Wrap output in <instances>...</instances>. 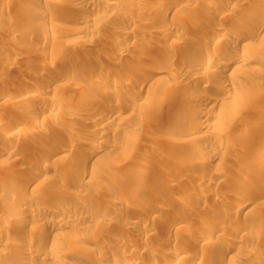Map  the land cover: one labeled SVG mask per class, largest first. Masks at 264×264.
<instances>
[{"label": "rangeland", "instance_id": "obj_1", "mask_svg": "<svg viewBox=\"0 0 264 264\" xmlns=\"http://www.w3.org/2000/svg\"><path fill=\"white\" fill-rule=\"evenodd\" d=\"M191 1L196 2L183 0L179 5H183L184 7L182 8L185 10L186 5L191 9L192 6L194 7L193 4L196 5L197 3L199 5L202 3L200 0ZM224 1L225 0H219L220 3ZM231 1H234V6L228 11L223 12V14L221 12L219 14L216 13L218 14L216 15L208 11L204 16L199 18L191 16V19L193 18L195 21L190 18L189 20L193 21V24L196 23L199 27L197 33L196 31L190 30V23L184 22L180 24L177 22L178 20H176V18L168 20L169 22L166 21L168 23L158 20L160 18H156L155 16L153 18L150 16V18H148V16L147 18L145 16V18L140 16L139 18V15L136 14L137 6H139H136L137 0H122V3L128 5L130 14L127 12L123 14L124 16L122 15L123 17L119 15V21L117 19L118 15L115 16L112 14L115 16V18H113L111 13L107 12V14L103 15L104 11L101 12V18L97 15L98 18L95 19L96 23L98 20L99 22L97 24L95 23L96 25H88L90 27H88L89 30L94 32L93 28L98 29L101 27L102 25H100V23H103L104 20L112 22V19H114L113 22H115V19H117L116 23L112 22V24L110 23V27L106 26L99 28V30H95L97 33L91 32V34L85 32L87 27L85 30L82 29L84 23L80 22V18L83 16L81 12V14H67V10H63L65 5L75 4V0H51L50 2L46 0H0V93H17V91L20 92L21 89L23 90L24 87H29L30 85L45 87L42 88L43 90H38L37 88H33L34 90L32 89V91L30 90L31 92L29 91V95L32 94L34 97L30 95L31 99L26 98V106L18 102L13 104L9 101V104L5 101L3 103L0 101V129L3 128V124L9 125L14 119L12 118L14 116H16L15 118L19 116L20 121L24 122L19 130H16L17 132L15 130L13 131L15 136L11 139L12 144H14V141H17L15 145L18 149V153L12 154L11 156L6 155L8 160L6 156L3 158L7 160H4L6 163H0V216H7L6 220L0 221V264H22V262L23 264H59L60 262L64 264H81L82 262L88 263L89 260L93 262V259H95L93 263H108L114 259L118 260V253L121 252V247L126 240L128 241L124 243V249H127L126 246H128V242L129 244L133 242L132 245L137 244L136 247L139 245V247L142 246L141 249H137L138 253L135 252V250H133V252H128L127 250L126 252L122 248V252L125 254L122 253L123 255H119L123 256L120 257L121 260L125 262L131 261L135 264H166L167 261H172L171 264H173L174 261L169 254L175 252L178 247L182 248L184 253L182 251L178 255V259H175L177 264L179 261V264H190L195 254H201L202 256V261L199 259L200 261L195 264H264V223L258 221L259 218V220L262 218L261 212H264V204L262 202L257 204L256 201H253L245 207L242 214L235 217L227 215V211H225L227 206L235 204L240 198L237 196V193L241 196L249 191L246 194H252L256 199L262 196L259 190H257L259 193L255 191V187L256 185H260L259 183L261 182L257 180V177L264 169V143H262L264 142V75H262L263 78L260 77V74H264V60L261 61L259 57L260 53L264 51V39L261 40L259 38L258 40L257 38L250 37L247 40L249 44L251 43L249 50L245 48L236 49L238 55H243L242 57L245 55L247 58L249 57V59L243 64L237 62L239 68L235 73H231L232 75L224 79L217 78L215 71V68L220 69L223 67V64L216 63L214 65L212 62L205 64L207 63L206 60H201V62L198 61L203 55H205L204 58L206 57L207 49L204 47V42L214 33L215 27L217 28L215 31L219 32L225 30L235 34V27L231 24L233 19H241L242 22L258 23V21H262L264 23V17H262L263 12H261L262 14H256L258 8L261 10L263 7L262 3L260 4V2L257 1V4L254 2L256 5L253 3L251 7H246L248 3L246 4L245 0L243 3H239V0ZM89 3L95 4L94 1H90ZM198 5H196V7H198ZM24 7H26L29 12L26 9L24 10ZM33 7L40 12L37 13V10L36 14L30 12ZM51 8L59 13L60 16L51 19L45 18L43 13L47 12V9L51 10ZM189 8L188 10L190 11ZM184 10L181 12H188L187 8L185 12ZM192 10L193 9H191V11ZM216 10H218V8ZM239 10H241V12H239ZM104 13H106V11ZM65 15H67V18ZM109 15L112 17L110 18ZM106 17H108V19H106ZM8 20L11 24L8 23ZM129 22L132 23L130 24ZM122 24L124 27H122ZM169 24L179 26L185 37L163 38L159 32H163L165 30L164 28L168 27ZM92 26L94 27L92 28ZM125 26L128 27V32L130 34L125 33L126 35H124L120 33ZM130 28H132V30H130ZM46 31L47 33L50 32V35L53 34L52 36L55 38V41L57 40V42H54L56 45L55 48L54 45H52L54 44L52 41H48V43L39 38V34ZM157 33L161 35L160 38H158L159 35ZM97 37L101 38L99 39ZM116 37L122 38L125 42L129 41L128 43L144 40L145 44H147V42L150 44H147L148 47L144 44L146 47L144 52H142V50L140 52L139 49H136L138 51L134 50L132 53L128 52L119 57L114 47L111 46V44L108 47L106 43L108 41L107 39L111 40V38ZM9 38H12L15 46ZM72 39L76 40L73 41ZM7 40H10L11 44ZM172 40L174 41L171 42ZM103 42L106 43V46ZM220 43H222L221 40L220 42L217 41L214 43V49L212 48L213 52H208L209 56L207 55V57H210L211 54L214 55L211 57H215L216 54L220 56L219 58H221L223 54L227 55V52H224L225 48H223V45ZM185 45L190 46L189 51H186V49L185 51H181V48L185 47ZM30 55H36L34 56L36 59L40 58L39 62H36L38 67L34 62L30 65L25 64L26 57ZM224 55L223 57H225ZM87 56H89L88 59ZM8 58H16V60L14 59L11 61V59L10 61L13 63H10ZM85 58L87 61L84 60ZM49 59H51V61H49ZM140 59L142 60L141 63L138 62ZM194 59L204 68H201L202 72L199 71L200 69L198 70L199 72L197 71L199 75L197 72L195 75L202 76L203 78L206 77L204 81L206 80L207 82L199 83L193 79L192 76L188 77V75L182 77L183 79L173 75L172 70L176 69L178 65L181 64L185 66L186 63H191ZM196 62L194 61L193 63ZM152 63L155 64V68L150 66ZM50 65L51 68H47L50 67ZM205 65L209 68L206 69ZM204 71L206 73H204ZM144 74L157 93H161L162 91L164 95L167 96L163 99L165 101L162 100L163 103H157L155 107L150 109L148 116H141L142 113H139L141 111H137V104L133 105L134 107L131 106L133 108L128 106L126 108L127 110L125 108L117 110L118 113L113 115L112 118H109L112 121H107V124L103 121L99 122V124L101 123L103 125H101L102 127L106 126L107 128V130H105L107 133L101 136H99V134L78 133V128L81 126L84 119L81 116H74L71 114L72 108L75 106L72 100H74V102L77 100L75 103L82 102V94L85 90L92 89L96 94L98 93V95L103 96L104 91L102 88L105 91L110 89L112 92L110 95L111 97L105 98V101L112 106L116 102V98L120 96H129L133 98L132 89H134L135 83L138 82V78ZM257 74H259V76ZM220 81H225L227 84H232L235 87H242L245 90H253L256 99L255 108L246 107L244 109L243 107L241 109L239 108L238 112L233 113V115H223L225 104H221L214 107V110L209 116L211 122L214 121L213 124L211 123L212 125L202 126L203 128L196 130L188 127L189 130L187 132H177V130H174V126L180 125V123L181 125H188V123L194 119L202 118V115L199 113L197 114L195 112L196 114H193V109L196 107V109H198V102L192 104L193 109L191 112V110L183 108L184 106L181 98L190 94L197 96V93L199 94L200 92L215 97L217 93H211L209 87ZM175 84L179 85L176 89L172 86ZM56 85H62V87H60L61 89L54 90L53 88ZM234 93L235 92L232 91L228 98L230 102V99H233L231 97H234ZM78 99L80 101H78ZM50 102L53 104L55 102V105L59 108L61 106V108L57 109L58 111L55 109L45 111V118L39 117V122L41 121L40 124L38 122V124H36L37 126L35 125L34 127L28 128V121L38 115H36L35 111L38 110L39 106L42 104L48 106L51 104ZM209 102L212 103L211 101ZM140 103L141 106H143L144 100ZM160 104L162 105L160 106ZM252 111L257 112L261 124L257 130L251 132L247 130V136L242 137L240 136L241 134H239V129L247 128V124L250 123L249 121L252 119ZM19 112L23 114V117L19 114L15 115ZM63 112L65 116H63ZM72 117L74 118L73 120ZM150 125L153 126L154 130ZM31 128H35L36 130L34 129L33 131L32 129V132L29 130ZM42 129L43 131H41ZM104 129L105 128H101V130H103L102 132H105ZM29 132H31V134ZM72 132H74V134ZM75 133L77 135H75ZM28 135L34 136L35 138H29ZM93 139L95 141H100V150L104 156L102 159L103 162H101L102 166L105 164H109L110 166L114 165L110 174L109 172H102L101 169H99L100 166L93 167L92 169L86 167L85 171L81 170L83 167L81 168L82 164L80 163L82 161V152L86 149V141L88 142ZM134 139L141 141H147L148 139L152 145H149L150 148L147 147L148 149L146 148V151L137 152L140 150L134 149L135 147L132 145ZM70 140L75 143V155L72 152L69 155L66 152H58L54 155H50L48 156V162L45 163L46 165L48 164V167L42 163L46 169L43 168L42 164L38 169L43 171V173L47 175V179H49L47 181H42L39 185L40 188L42 187L41 189L46 190L42 193L44 196H42V194H37V190L36 192L34 190H27L24 196L19 195L17 192L21 189L20 184L24 178L25 169L30 162L29 156L35 153L41 154L44 153V151L47 152L48 149L55 145L61 144L62 146L64 143L66 145ZM247 140H259L256 142L259 143L261 141L262 144L259 143L258 146L245 152L242 151V148L244 146V141ZM260 144L262 146H260ZM188 149L193 150L191 155L190 153H185ZM21 151H23V153ZM142 154H149L148 157L150 158H148L149 160L145 165L138 166L140 164L137 163V161ZM67 163H70L72 167L68 171H65V167L68 165ZM118 171L125 172L124 180L123 178L119 180L116 179ZM218 172L226 173L225 175L227 176L221 178L223 182L217 178ZM133 174L135 175L133 176ZM160 174V178L148 180L145 183L143 182L145 176L157 177ZM6 175L8 176L6 177ZM196 177L198 178L195 180ZM234 179L238 180L239 183L232 189L228 185H230ZM46 182L48 184H46ZM57 184L62 185L60 186L61 188L57 186ZM40 188L38 190H40ZM91 191H93L92 194H90ZM253 191H255V193ZM72 192H76L75 199L73 198L75 194ZM77 196L80 197H78V200H76ZM31 198H35L39 204L49 210H54L57 204L73 208L71 211L73 212L72 216L78 217L79 220L76 224H82L83 222V224L86 225L85 223H88V214L97 212L99 215H103L107 221L109 220V223H111L109 225L110 227L106 228L92 224L88 231L83 233L81 232L82 228H80L83 224H80L79 228L78 225L75 226L76 224H73V226L66 225V227H63L64 225L59 226L56 230L58 232L56 235L58 239L62 241L64 236H66L65 239H72V241L75 238L74 241L76 243L74 241H69V243H71L68 246L69 243L62 241L64 243L62 244L69 248L67 247L58 255L56 254L58 252L57 248L55 249L50 244L51 240L48 239L44 243L39 241L42 227L45 224H52L53 217H50L47 213L42 211L36 212L29 205L28 207L24 206L26 208L23 209L21 204L23 199L24 202H28V199ZM114 198H119L121 201H124L122 202V207H119V209L108 206V202L111 201L110 199ZM81 199L89 200L94 203L91 209H89L90 211L80 207L79 201H81ZM188 200L190 201L188 205L192 208L185 205ZM194 202L196 206H193L192 203ZM176 205L178 206L176 207ZM19 206H22L23 210L21 208L19 210ZM152 206H157L159 209L161 207V209L159 210L157 208L153 211L150 216L151 219L148 218L149 220L147 219V222L145 221L146 224L143 223L144 221H139L138 217L134 215L131 216L129 213L130 208H128L135 207L134 209L143 211ZM170 207L171 209L174 208L178 210L174 211L172 209L173 212L171 213ZM190 208L191 210H189ZM145 210L143 212H145ZM176 211H179V214ZM10 214H12V216ZM256 215L259 216V218H257ZM170 217L173 218L171 219ZM220 219L222 220L219 221ZM172 220L173 222H171ZM207 221L212 223V225L220 222L219 224L221 226L219 224L216 225V227L220 228L218 229V231H220L219 233L209 234L206 237L207 239H202L203 237L202 235L200 236L199 233V227L202 225L199 224L206 223ZM165 222L169 223L166 224ZM93 225L94 227H92ZM146 226V231L149 227L153 228L147 231L151 233H145L143 229L146 228ZM237 227H239V229ZM166 228L171 230L169 231L168 229V233H165V235L161 232ZM154 229L156 230L155 232ZM142 232H144L145 235ZM246 232L248 237H251L250 240L245 238V236H241ZM216 234H223L224 236L216 238ZM199 237L202 238L200 239ZM197 238H199L200 241H198ZM30 239H32L34 243L28 246ZM39 246L42 247L40 248ZM107 247H111L112 249ZM144 247L146 251H143L145 250ZM222 247H229V253L221 252L223 249ZM250 248L253 249L251 250ZM95 249L97 251H95ZM91 250H94V252ZM118 250L120 252H118ZM256 251L258 253H256ZM26 252H30L34 255L31 256L32 258L27 262L23 261V257H21ZM163 252H167L165 253L166 255ZM116 253L117 257L115 255ZM51 254H53V256ZM46 256L48 258H46ZM162 256H166L164 257L167 258L165 259L166 261L163 260L164 258L162 259ZM237 257L239 258L238 260ZM133 259L135 261H133ZM20 260L22 261L20 262ZM236 260L238 262L241 260V262L238 263ZM192 264H194V262H192Z\"/></svg>", "mask_w": 264, "mask_h": 264}, {"label": "bare ground", "instance_id": "obj_2", "mask_svg": "<svg viewBox=\"0 0 264 264\" xmlns=\"http://www.w3.org/2000/svg\"><path fill=\"white\" fill-rule=\"evenodd\" d=\"M46 1H48V2H50L51 0H46ZM90 1H94L95 2V4L93 3H89ZM189 2H194V1H191V0H188ZM257 1H259L260 2V4L262 3L263 4V9L261 8V10H259V8H258V11H257V9H256V14H262L261 12H263V16L262 17H264V0H245V2H246V4L248 3V5L246 6V7H251L252 6V4L254 3V2H256V4L258 3ZM181 2H183V0H137V3H136V6L137 5H139V6H137L138 8L136 9L137 11H136V14H138L139 16V18H140V16H145L146 18H147V16H148V18H150V17H156V18H160V19H158V20H161V21H163L164 23H168L169 21L168 20H171V19H175L176 18V20H178L177 22L178 23H180V24H182V23H190V30L191 31H196L197 33H198V31H199V27H198V25H196V23L195 24H193V21H195V19L193 20V18L191 19V16L192 17H197V18H199V17H201V16H204L205 15V13L206 12H211V13H221L222 12V14H223V12H226V11H228L230 8H232L233 6H234V1H231V0H225L223 3H220L219 2V0H200V2H202L201 4H197L196 3V5H198V7H196V5L195 4H193L194 5V7L192 8L191 7V9H193L192 11H191V9L189 8V7H187V5L185 6L186 8H187V11L188 12H185V10H186V8H185V10H184V8H182V7H184L183 5L182 6H180L179 4L181 3ZM188 2V3H189ZM196 2V1H195ZM194 2V3H195ZM198 2V1H197ZM239 3H243L244 2V0H239L238 1ZM62 3V2H61ZM89 3V4H88ZM255 4V3H254ZM255 4V5H256ZM188 8L190 9V11L188 10ZM218 8V10H216ZM24 10L26 9L27 10V8L26 7H24L23 8ZM22 9V10H23ZM67 10V12H64V13H67V14H69V13H71V14H78V13H82L83 14V16L80 18L81 20H80V22H82V23H84V26H83V30H85L86 29V27H87V30L85 31V32H87V33H97V32H95V30L97 31V30H99V28H103V27H106V26H109L110 27V23L112 24V22L114 21V19H112V22L110 21V22H108V20L107 21H105L104 20V22L103 23H100V25H102L101 27H99L98 29L97 28H93L94 26H92V28L94 29V32L92 31V30H89L88 29V25H90V24H95L96 22H95V19L96 18H98V17H100L101 18V12H105L106 11V13H104L103 12V15L104 14H107V12L108 13H111V15L112 14H114L115 16H117L118 15V17H117V19L120 21V16L119 15H121V17H123L124 15L123 14H125V13H127V12H129V7H128V5L127 4H125V3H122V0H121V2H120V0H107V1H105V0H75V4H73V5H65V7L63 8V10ZM131 9V8H130ZM21 10V11H22ZM23 10V11H24ZM37 10V9H36ZM36 10H35V8L33 7V9L31 8V10H30V12H34L35 14H36ZM132 10V9H131ZM135 10V9H134ZM182 10H184V12L185 13H183V12H181ZM243 10V9H242ZM28 12H29V10H27ZM40 12V11H39ZM38 12V10H37V13H39ZM239 12H241V10H239ZM243 12H244V10H243ZM62 13V12H61ZM63 13V14H64ZM80 13V14H81ZM100 13V14H99ZM179 13H182V14H179ZM62 14V15H63ZM129 14H130V12H129ZM215 14H214V18H215ZM218 14H216V15H218ZM255 14V15H256ZM97 15H98V17H97ZM100 15V16H99ZM114 15H112L113 16V18H115V16ZM123 15V16H122ZM190 15V16H189ZM213 15V14H212ZM43 16L45 17V18H55V17H59L60 15H59V13H57L56 11H54V10H52V8H51V10L50 9H47V12H44L43 13ZM67 15H65V17H66ZM69 16V15H68ZM111 16V17H112ZM131 16V15H130ZM133 16V15H132ZM150 16V17H149ZM259 16V15H258ZM62 17H64V16H62ZM61 17V18H62ZM64 17V18H65ZM102 17H105V16H102ZM109 17H110V15H109ZM110 17V18H111ZM127 17V16H126ZM134 17H136V16H134ZM144 17V18H145ZM222 17V16H221ZM225 17V16H224ZM259 17H261V16H259ZM67 18V17H66ZM170 18V19H169ZM189 18L191 19V20H193V21H191V20H189ZM106 19H108V17H106ZM117 19H115V22H113V23H116V20ZM123 19V18H122ZM142 19V18H141ZM218 19V18H217ZM223 19V18H222ZM261 19V18H260ZM264 19V18H263ZM224 20H225V18H224ZM223 20V21H224ZM125 21V20H124ZM166 21H168V22H166ZM227 21V20H226ZM98 22H99V20H98ZM97 22V23H98ZM118 22V21H117ZM8 23H10V21L8 20ZM96 23V24H97ZM119 23V22H118ZM123 23V22H122ZM126 23V22H125ZM130 23V22H129ZM132 23V22H131ZM130 23V24H131ZM163 23V24H164ZM11 24V23H10ZM95 24V25H96ZM124 24V23H123ZM123 24H122V27H124L123 26ZM231 24L233 25V27H235V34L234 33H229V32H227V31H225V30H222V31H215L217 28L215 27V29H214V33L211 35V36H209V38L207 39V37H206V41L204 42V47H205V49H207L206 51V54L208 55V52H210L211 53V51L213 52V46H214V43H216L217 41H219L220 42V40H221V42L222 43H220L221 45H223V48H225L224 49V52H227V55H224L225 57H223V55H222V57L221 58H219L220 56L219 55H216L215 54V57H211L213 54H211L210 55V57H207V55H206V57L204 58V56L205 55H203V57H200L201 59L200 60H198L199 62H201V60H206L207 61V63H205V64H208V62H212V63H214V65L217 63H220V64H223V67H221L220 69L218 68H215L216 70V76H217V78H220V79H224V78H226V77H229L230 75H232L231 73H235V71L239 68V64L237 63V62H239V63H241V64H243L245 61H247L248 59H249V57L247 58L245 55H244V57H242L241 55H238L237 53H236V49H238V48H245L246 50H249L250 48V46H251V43L249 44L248 42H247V40L251 37H254V38H257L258 40H259V38L262 40V39H264V23L262 22V21H258V23H254V22H242L241 21V19L239 20V19H233L232 21H231ZM9 25V24H8ZM128 26V25H127ZM217 26V25H216ZM214 27V26H213ZM90 28V27H89ZM165 30L163 31V32H159L161 35H162V37L163 38H170V37H178V38H184L185 37V35L183 34V31H182V29H180V27L179 26H177V25H168V27H166V28H164ZM219 29V28H218ZM122 30V29H121ZM120 30V31H121ZM130 30H132V28H130ZM88 31H90V32H88ZM129 30H128V27H126L125 26V28H123V30H122V32H120V33H123L124 35H126V34H128L129 32H128ZM159 31V30H158ZM162 31V30H161ZM218 32V33H217ZM50 33V32H49ZM49 33H47V31L46 32H42V33H40L39 34V38L41 39V40H43L44 42H48V41H52L53 43L54 42H57V40L55 41V38L52 36V35H50ZM91 33V34H92ZM126 33V34H125ZM195 33V32H194ZM122 34V35H123ZM130 34V33H129ZM158 34V33H157ZM159 35V34H158ZM157 35V36H158ZM161 35H159L158 36V38H160L161 37ZM12 36H14V35H12ZM11 36V37H12ZM165 36V37H164ZM207 36V35H206ZM92 37V36H91ZM15 38V37H14ZM54 38V39H53ZM72 38V37H71ZM70 38V39H71ZM97 38H99V37H97ZM101 38V37H100ZM99 38V39H100ZM124 38V37H123ZM10 40H11V42L13 43V41H12V38H9ZM176 39V38H175ZM10 40H7L9 43H10ZM54 40V41H53ZM69 40V39H68ZM73 41H75L74 39H72ZM71 40V41H72ZM102 40V39H101ZM108 41L106 42L107 44H108V47H109V45L111 44V46H113L114 47V49L116 50V54L119 56V57H121V56H123L124 54H126V53H128V52H130V53H132V52H134V50L135 51H138V50H136V49H139L140 50V52H141V50H142V52H144V49L146 48L145 46H144V44H145V42H144V40L142 41V40H140V42H131V43H128V42H125L122 38H118V37H116V38H111V40H109V39H107ZM78 41V40H77ZM91 41H92V39H91ZM104 41H105V39H104ZM142 41V42H141ZM146 41V40H145ZM174 40H172L171 42H173ZM15 42V41H14ZM147 42V41H146ZM49 43V42H48ZM104 43V42H103ZM106 43H104V45L106 44ZM264 43V42H263ZM11 44V43H10ZM147 44H150V43H148L147 42ZM147 44H145V45H147ZM190 44V43H189ZM13 45L15 46V43H13ZM52 45H54V48H55V43L54 44H52ZM77 45V44H76ZM103 45V46H104ZM51 46V45H50ZM106 46V45H105ZM169 46V45H168ZM170 46H172V45H170ZM147 47H148V45H147ZM189 45H185V47H180L181 48V51L182 50H184L185 51V49H186V51L188 50L189 51ZM71 48H74V47H71ZM70 48V49H71ZM152 48H153V46H152ZM151 48V49H152ZM176 48H178V47H176ZM179 48V49H180ZM188 48V49H187ZM213 48V49H212ZM222 48V49H223ZM146 50V49H145ZM178 50V49H177ZM226 50V51H225ZM111 51H113V50H111ZM152 51V50H151ZM150 51V52H151ZM114 52V51H113ZM129 53V54H130ZM147 53V52H146ZM153 53V52H152ZM183 53V52H182ZM209 53V54H210ZM214 53H216V52H214ZM148 54V53H147ZM154 54V53H153ZM71 55V54H70ZM69 55V56H70ZM75 55V54H74ZM9 56V55H8ZM34 56H36V55H34ZM34 56H32V55H30V56H28V57H26L27 59H26V61H25V64H27V65H30L31 63H35V65H37V63L36 62H39V59H36ZM38 56V55H37ZM84 56H86V55H84ZM113 56V55H112ZM139 56H141V55H139ZM138 56V57H139ZM190 56V55H189ZM192 56V55H191ZM209 56V55H208ZM214 56V55H213ZM81 57H82V55H81ZM88 57L89 56H87V59H88ZM260 59H261V61L262 60H264V51L263 52H261L260 53ZM77 58V57H76ZM94 58H96V57H94ZM191 58V57H190ZM223 58V59H222ZM9 59V58H8ZM7 59V60H8ZM12 59V60H11ZM16 60V58H10L8 61H13V60ZM81 59V58H80ZM135 59H137V58H135ZM192 59H193V57H192ZM259 59V60H260ZM85 61H87L86 60V58L84 59ZM90 60V59H89ZM120 60H121V58H120ZM185 60V59H184ZM189 60V59H188ZM191 60V59H190ZM10 61V63H13V62H11ZM41 61V60H40ZM49 61H51V59H49ZM83 61V60H82ZM103 61V60H102ZM109 61V60H108ZM119 61V60H118ZM141 59L140 60H138V62H140L141 63ZM193 61V60H192ZM194 61L196 62L197 60L196 59H194ZM193 61V62H194ZM196 62V63H193V62H191V63H186V65L185 66H183V65H178V67L176 68V69H174V70H172V72H173V75L174 76H177L178 78H182V77H186L187 75H188V77L189 76H192L193 77V79H195L197 82H199V83H203V82H205L204 81V79L206 78H203L202 76H198L199 74H198V72L199 71H201L202 72V70H201V64H198L199 62ZM76 62H77V60H76ZM135 62V61H134ZM186 62V61H185ZM47 63V62H46ZM50 63V62H49ZM82 63V62H81ZM88 63V62H87ZM178 63V62H177ZM39 64V63H38ZM136 64V63H135ZM203 64V63H202ZM209 64H211V63H209ZM47 65H49V64H47ZM150 66L153 68H155V64H150ZM208 66V65H207ZM37 67H38V65H37ZM205 67H206V65H205ZM47 68H51V65H50V67H47ZM207 68H209V67H206V69ZM200 69V70H199ZM202 69H204V68H202ZM44 70V69H43ZM199 70V71H198ZM257 70V69H256ZM198 71V72H197ZM215 71H214V73H215ZM258 71V70H257ZM196 72H197V76L195 75L196 74ZM210 72H212V71H210ZM209 72V73H210ZM259 72V71H258ZM42 73V72H41ZM204 73H206L205 71H204ZM260 73V72H259ZM45 74H46V72H45ZM210 74H212V73H210ZM145 75V74H144ZM141 75V77H139L138 78V82L137 83H135V86H134V89H132L133 90V98H130L129 96L127 97V96H120V97H118V98H116L117 100H116V102L111 106V105H109L106 101H105V98L107 99V98H109V97H111L110 95H111V91H110V89L108 90H104L103 88H102V90L104 91V95L103 96H101V95H98V93L96 94L95 93V91H93L91 88V90H85L84 92H83V94H82V99H81V101L82 102H77V103H75L77 100H75V102H74V100H72L73 101V103L75 104V106L72 108V113L71 114H73L74 116H81L83 119H84V121L82 122V124H81V126L78 128V133L80 132V133H91V134H99V136H101L102 134H104V133H107L105 130H107V128H106V126L105 127H102L103 125L100 123L99 124V122H101V121H103L105 124H107V121H112V120H110L109 118H112L113 117V115H115V114H117L118 113V111L117 110H119V109H126L128 106H130V108H133L134 106L133 105H135V104H137V111H141V112H139L140 114L142 113V115L141 116H148V114H149V112H150V109H152L153 107H155L156 105H157V103L159 104V103H163L162 102V100L164 99V97H167V96H165L164 95V92H162L161 91V93H157L155 90H154V88L152 87V85H151V83H150V81L147 79V76L145 75ZM258 76H259V74H257ZM256 75V76H257ZM261 76L260 77H262L263 78V76L262 75H264V74H260ZM40 76V75H39ZM204 76H205V74H204ZM183 79V78H182ZM219 79V80H220ZM207 82V81H206ZM177 83V82H176ZM28 84V83H27ZM49 84V83H48ZM59 84H61V83H59ZM132 84V83H131ZM134 84V83H133ZM29 85V84H28ZM27 86V85H26ZM41 86V85H40ZM172 86H174L175 87V89L179 86V85H172ZM187 86V85H186ZM186 86H185V88H186ZM190 86V85H189ZM205 86V85H204ZM207 86V85H206ZM47 87V86H46ZM60 87H62V85H56L53 89L55 90H57V89H61ZM136 87V88H135ZM181 87V86H180ZM33 88H37L38 90H40V89H42V88H45V87H37V86H29V87H24V89L22 90L21 89V91L20 92H18L17 91V93H0V101L3 103L4 101L6 102V103H9V101H10V103H21V104H24L25 106L27 105L26 103H27V99L28 98H30V95L32 96V97H34L32 94H30L29 95V91L31 90L32 91V89ZM182 88V87H181ZM187 88H189V87H187ZM100 89V88H99ZM191 89V88H190ZM209 89H210V91H211V93H214V94H216L217 93V95L215 96V97H211V96H209L208 94H206V93H203V92H200L199 94L197 93V96L195 95H192V94H190V95H188V96H186V97H183V98H181V101H182V103H183V108H187V109H189V110H191V112H192V104H194L195 102H198L199 103V105H198V109H196V108H194V109H196V110H194L193 109V114L196 112L197 114L199 113V114H201L202 116V118H197V119H194L193 121H191V122H189L188 123V125H184V124H182L181 125V123H180V125L178 124V125H176V126H174V130H177V132L179 131V132H187L189 129H188V127H190L191 129H193V130H196V129H199V128H203L202 126H206V125H209V124H213L214 123V121L213 122H211V120H210V114L212 113V111L214 110V107H217L218 105H221V104H225V109H224V111H223V115H227V114H231V115H233V113H235V112H238V109L240 108H243L244 107V109L246 108V107H248V108H255V104H256V99H255V92L253 91V90H249V89H243L242 87H239V86H237V87H235L234 85H230V84H227L225 81L224 82H217L216 84H214V85H211L210 87H209ZM34 90V89H33ZM43 90V89H42ZM46 90V89H45ZM30 91V92H31ZM82 91V90H81ZM164 91V90H163ZM235 92L234 93V97H231V98H233V99H230L231 100V102L229 101V97H230V95H231V92ZM41 92V91H40ZM56 92V91H55ZM34 93V92H33ZM101 93V92H100ZM102 94V93H101ZM80 95V94H79ZM78 96V95H77ZM99 96H101V97H99ZM36 97V96H35ZM27 98V99H26ZM38 98V97H37ZM74 98V97H73ZM31 99V98H30ZM39 99V98H38ZM37 99V100H38ZM70 99V98H69ZM166 99V98H165ZM3 100V101H2ZM142 100H144V104H143V106H141V103L140 102H142ZM179 100V99H178ZM29 101V100H28ZM78 101H80L79 99H78ZM109 101V100H108ZM163 101H165V100H163ZM180 101V100H179ZM209 101H211L212 103H210ZM9 103V104H10ZM48 103V102H47ZM51 104H49L48 106H46V104H42L41 106H39V108H38V110L37 111H35V113H36V115L37 116H34L33 118H31V119H29L30 121H28V128H30V127H34L36 124H38V122H39V117L41 118V117H44V112L45 111H47V110H57V109H60L61 108V106H60V108L57 106V105H55V102H54V104L52 103V102H50ZM57 103V102H56ZM177 103V102H176ZM65 105H67V104H65ZM71 105V104H70ZM162 104H160V106H161ZM181 105V104H180ZM29 106V105H28ZM67 106H69V105H67ZM131 106H133V107H131ZM71 107V106H70ZM29 108V107H28ZM129 109V108H128ZM135 109V108H134ZM127 110V109H126ZM132 110V109H131ZM155 110H156V108H155ZM17 111V110H16ZM58 111V110H57ZM60 111V110H59ZM66 111H67V109H66ZM65 111V112H66ZM68 112V111H67ZM190 112V113H191ZM59 113V112H58ZM57 113V114H58ZM64 113V112H63ZM195 113V114H196ZM14 114V113H13ZM20 115V116H22L23 114H21V112H19V113H16L15 115ZM26 114V113H25ZM34 114V113H33ZM12 115V114H11ZM12 116H14V115H12ZM63 116H65V113H64V115ZM16 116H14V117H12V118H14L12 121H11V123H9V125H4L3 124V128L2 129H0V163L2 162H4V160L5 159H3L6 155L7 156H11L12 154H17L18 153V149H17V147H16V145H15V143L17 142H15L14 141V144H12L11 143V139H12V137L13 136H15V134H14V130L16 131V130H19V128H20V126L22 125V123H24V122H21L20 121V117L19 116H17L18 118H15ZM23 117V116H22ZM80 117V118H81ZM251 117H252V119L249 121L250 123H248L247 124V128L246 129H239V134H241L240 136H242V137H246L247 135V133L248 132H251V131H253V130H257V128L259 127V125L261 124V121H259V119H258V114H257V112H255V111H252L251 112ZM26 118V117H25ZM45 118V117H44ZM67 118V117H66ZM17 119H19V120H17ZM23 119V118H22ZM21 119V120H22ZM74 118L72 117V120H73ZM10 120V119H9ZM45 120V119H44ZM4 121V120H3ZM24 121V120H23ZM8 122H10V121H8ZM41 122V121H40ZM40 122H39V124H40ZM43 122V121H42ZM102 122V123H103ZM4 123V122H3ZM7 124V123H6ZM211 124V125H212ZM102 125V126H101ZM37 126V125H36ZM105 128L104 129V131L105 132H102L103 130H101V128ZM152 125H150V127H151ZM24 127V126H23ZM46 127V126H45ZM173 127V126H172ZM36 128V127H35ZM34 128V129H35ZM43 128V127H42ZM129 128V127H128ZM32 129L33 128H31V129H29L30 131H32ZM34 129H33V131H34ZM127 129V128H126ZM152 129L154 130V128H153V126H152ZM26 130V129H25ZM28 130V131H29ZM36 130V129H35ZM124 130H125V128H124ZM247 130H248V132H247ZM250 130V131H249ZM22 131H23V129H22ZM27 131V130H26ZM32 131V132H33ZM41 131H43V129L41 130ZM126 131V130H125ZM10 132V133H9ZM17 132V131H16ZM15 132V133H16ZM36 132V131H35ZM23 133V132H22ZM21 133V134H22ZM30 134H31V132H29ZM43 133V132H42ZM73 134H74V132H72ZM17 134V133H16ZM26 134V133H25ZM24 134V135H25ZM33 134H35V133H33ZM263 134H264V132H263ZM75 135H77L76 133H75ZM29 136V135H28ZM96 137H97V135H96ZM151 137V136H150ZM149 137V138H150ZM14 138V137H13ZM29 138H35L34 136L32 137L31 135L29 136ZM147 138V137H146ZM152 138V137H151ZM155 138H156V136H155ZM141 139V138H140ZM16 140V139H15ZM31 140V139H30ZM29 140V141H30ZM97 140V139H96ZM143 140V139H142ZM51 141V140H50ZM98 141V140H97ZM95 141L94 139L93 140H91V141H86V144H85V146H86V149L82 152L83 153V155H82V161H81V163L80 164H82V166H81V170H83V171H85L86 170V167H89L88 169H92L93 167H96V166H100V168L99 169H101V171L103 172V171H105V172H109V174H110V171H111V169L113 168V166L111 165H109V164H105V165H103L102 166V164H101V162H103L102 161V159H103V154H102V152H101V148H100V146H101V144L99 143L100 141ZM256 141H259V140H255V141H252V140H247V141H244V146H243V150L242 151H245V152H248V150L249 149H251V148H253V147H255V146H258L259 145V143H261V141L258 143V142H256ZM262 141H263V139H262ZM33 142V141H32ZM28 143V142H27ZM132 145L135 147L134 149H138V150H140V151H137V152H141V151H144L147 147L148 148H150V146L149 145H152L151 143H150V141L147 139V141H141V140H138V139H134L133 141H132ZM262 143H264V142H262ZM261 143V144H262ZM100 144V145H99ZM260 144V146H262ZM29 145H31V144H29ZM259 146V147H260ZM42 147V146H41ZM147 148V149H148ZM151 148H152V146H151ZM39 149V148H38ZM45 149V148H44ZM20 150V149H19ZM74 150H75V143L72 141V140H70V141H68V143L65 145V143L61 146V144H59V145H55L54 147H51L50 149H48L47 150V152H45L44 151V153H35V154H33V155H30L29 156V158H30V162H29V165H28V167H26V169H25V175H24V178H23V180H22V182H21V184H20V190H18V194L19 195H23L24 196V194H25V191H27V190H34L35 192H36V190L38 191L37 192V194H42L43 192H44V190L43 189H41L40 187H39V185L42 183V181H47V180H49V179H47V175H45V173H43V171H40V170H38L39 169V167L41 166V164L42 163H47L48 162V156H50V155H54V154H56V153H61V152H66V153H68V155L72 152V153H74V155H75V153L76 152H74ZM33 151V150H32ZM43 151V150H42ZM146 151V150H145ZM204 151V150H203ZM22 153H23V151H21ZM192 152H193V150L192 149H188V151H186L185 153H190V155L192 154ZM205 152V151H204ZM203 152V153H204ZM81 153V154H82ZM146 153V152H145ZM204 154H206V153H204ZM149 155V154H148ZM148 155L147 154H142V156L140 157V158H138V161H137V163H139L140 165H138V166H141V165H145V163L149 160L148 158H150V157H148ZM201 155H203V154H201ZM6 156V158H7V160H8V157ZM25 156V155H24ZM189 156V155H188ZM7 160H5V161H7ZM4 163H6V162H4ZM8 163V162H7ZM34 164V165H33ZM68 164V163H67ZM148 164V163H147ZM1 166H2V164H1ZM42 166H43V168H45L44 167V165L42 164ZM45 166L46 167H48V164L46 165L45 164ZM120 166V165H119ZM71 167H72V165H70V163L68 164V165H66V167H65V171L67 170H69V169H71ZM46 169V168H45ZM43 170V169H42ZM64 170V169H63ZM118 170V169H117ZM99 171V170H98ZM97 171V172H98ZM124 171V170H123ZM123 171H118L117 172V174H116V179L117 180H119V179H121V178H123V180H124V174H125V172H123ZM135 172H137V171H135ZM99 173H100V171H99ZM219 173V172H218ZM67 174V173H66ZM104 174V173H103ZM127 174V173H126ZM226 174V173H225ZM224 173H222V172H220L219 174H218V177L217 178H219L220 180H221V178L222 177H224V176H227V175H225ZM4 175V174H3ZM14 175V174H13ZM13 175H12V177H13ZM106 175V174H105ZM135 174H133V176H134ZM137 175V174H136ZM202 175V174H201ZM8 175H6V177H7ZM11 176V175H10ZM142 176V175H141ZM160 176H161V174L160 175H158L157 177H152V176H149V177H146L145 176V179H143V182L145 183V182H147L148 180H154V179H156V178H160ZM207 176V175H206ZM5 177V178H6ZM50 177V176H49ZM203 177H205V176H203ZM211 177V176H210ZM216 177V176H215ZM198 177H196L195 178V180L197 179ZM202 178V177H201ZM13 179V178H12ZM200 179V178H199ZM203 179V178H202ZM116 180V181H117ZM257 180H259V182H261V183H259L260 185H256V192L257 193H259L257 190H259L260 191V193H261V195L262 196H259V199H256V198H254V196H252V194H251V192H250V194L251 195H249V194H246L247 192H249V191H247L246 193H244V194H242L241 196L240 195H238L239 193H237V196L238 197H240L236 202H235V204H228L229 206H225L226 207V210L225 211H227V215H229V216H232V217H235V216H239L240 214H242V212L244 211V209H245V207L249 204V203H251V202H253V201H256V203L257 204H260L261 202L264 204V184H263V182H264V169H263V171L258 175V177H257ZM121 181V180H120ZM20 182V181H19ZM198 182H199V180H198ZM201 182V181H200ZM204 182V181H203ZM220 182V181H219ZM221 182H223L222 180H221ZM229 182H231V181H229ZM210 183V182H209ZM239 183V181L238 180H236V179H234V180H232V182H231V186L230 185H228L229 187H231L232 189H234V186L235 185H237ZM46 184H48L47 182H46ZM61 184V183H60ZM221 184V183H220ZM229 184V183H228ZM222 185V184H221ZM220 185V186H221ZM224 185V184H223ZM57 186H62V185H58L57 184ZM226 186V185H225ZM46 187V186H45ZM223 187V186H222ZM250 187V186H249ZM40 188V190H38ZM61 188V187H60ZM46 189H47V187H46ZM63 189V188H62ZM252 189H253V187H252ZM251 189V190H252ZM250 190V189H249ZM46 191V190H45ZM255 191H253L254 193H255ZM24 192V193H23ZM78 192H79V190H78ZM78 192H77V194H78ZM92 192L93 191H91V193L90 194H92ZM3 193H6V192H3ZM2 193V194H3ZM23 193V194H22ZM73 193V192H72ZM76 193V192H75ZM75 193H73V194H75ZM95 193V192H94ZM93 193V194H94ZM96 193H97V191H96ZM7 194V193H6ZM9 194V193H8ZM86 195V194H85ZM6 196H9V195H6ZM42 196H44V194H42ZM73 196V195H72ZM71 196V197H72ZM79 196H81V195H79ZM79 196H77V199L76 200H78V197ZM19 197V196H18ZM75 197H76V194H75V196L73 197L74 199H75ZM198 197V196H197ZM22 198V197H21ZM24 198V197H23ZM80 198V197H79ZM201 198V197H200ZM202 198H204V197H202ZM261 198H262V200H261ZM9 199V198H8ZM13 200V199H12ZM111 201L110 202H108V206L109 207H111V208H115V209H119V207H122V205H123V203L122 202H124V201H121L119 198H114V199H110ZM258 200V201H257ZM26 201V200H25ZM93 201V200H92ZM199 201H200V199H199ZM199 201H198V203H199ZM203 201V200H202ZM7 202H8V200H7ZM80 202V207L81 208H84L85 210H89V209H91V207L93 206L92 204H94V203H92L91 201H89V200H82L81 199V201H79ZM196 202H197V200H196ZM19 203H21V202H19ZM188 203H190V201L188 200L187 201V203L185 204V203H183V204H185L187 207L189 206V207H191L190 205H188ZM255 203V202H254ZM22 204V206H23V209H25L26 207H24V206H27L28 207V205L31 207V208H33V210H35L36 212L37 211H42V212H45V213H47L50 217H53V223L52 224H45L43 227H42V230H41V234H40V242L41 243H44L45 241H47L48 239L49 240H51V245L56 249L57 248V250H58V252L56 253V254H58V255H60L59 253H61V252H63L69 245H70V243H69V241H72V239H65V237L66 236H64V239L62 240V241H64V242H67V243H69L68 244V246H66V245H63L64 243L61 241V240H59L58 239V236H56L57 234H58V232L56 231L58 228H59V226H62V225H64L63 227H66V225H69V226H73V224L75 225L77 222H79V220H78V217H76V216H72L73 214V212H71L72 211V209L73 208H69V207H66V206H62V205H60V204H57V206H56V208L54 209V210H49V209H47V208H45L44 206H42L41 204H39V202H37V200L34 198V199H28V202H24V199H23V202L21 203ZM193 204V206H196V203L194 202V203H192ZM191 204V205H192ZM195 204V205H194ZM8 205V204H7ZM159 205V204H158ZM185 205H183V206H185ZM199 205V204H198ZM15 206V205H14ZM22 206H19V210H20V208L22 209ZM151 206V205H150ZM159 206H161V205H159ZM172 206V205H171ZM173 206H175V205H173ZM178 205H176V207H177ZM162 207V206H161ZM161 207H160V209H161ZM128 208H130L129 209V213L131 214V216L132 215H134L135 217H138L139 218V221H144L143 223H145V221L147 222V219L149 218V219H151L150 218V216L152 215V212L153 211H155L158 207L156 206H152V207H150V208H148L147 210H145V212H143V211H140V210H137V209H134V208H131V207H128ZM183 208H186V207H183ZM192 208V207H191ZM191 208L189 209V210H191ZM217 208V207H216ZM22 209V210H23ZM140 209V208H139ZM159 209V208H158ZM159 209V210H160ZM174 211L175 210H178V209H174V208H172ZM171 209V207H170V211H171V213L173 212V210ZM194 209V208H193ZM16 210V209H15ZM87 210V211H88ZM93 210V209H92ZM90 211V210H89ZM247 211V210H246ZM21 212V211H20ZM177 213L179 212V211H176ZM247 213V212H246ZM245 213V214H246ZM16 214V213H15ZM129 214V215H130ZM154 214V213H153ZM179 214V213H178ZM248 214V213H247ZM246 214V215H247ZM7 215V214H6ZM11 216H12V214H10ZM177 215V214H176ZM181 215V214H180ZM9 216V215H8ZM14 216V215H13ZM20 216V215H19ZM179 216V215H178ZM88 219H87V221H88V223H85L86 225H84L83 224V222H82V224H83V226H80V224H76L75 226H77L78 225V228H79V226H80V228H82L81 230V232H83V233H85L86 231H88V229H89V227L92 225V224H95V225H100V226H102V227H106V228H109L110 226V224L111 223H109V220L107 221L104 217H103V215L101 216V215H99V213H97V212H92V213H90V214H88ZM130 217V216H129ZM181 217H182V215H181ZM226 217V216H225ZM228 217V216H227ZM256 217L257 218H259V216H257L256 215ZM261 220H259L258 219V221H262V223H264V212H261ZM9 218H10V216H9ZM171 218V217H170ZM173 218V217H172ZM171 218V219H172ZM179 218V217H178ZM184 218H185V216H184ZM221 218V217H220ZM7 219V216H5V215H1L0 216V221H3V220H6ZM148 219V220H149ZM180 219V218H179ZM182 219V218H181ZM225 219V218H224ZM228 219V218H227ZM226 219V220H227ZM234 219V218H233ZM10 220H11V218H10ZM155 220V219H154ZM222 219H220L219 221H221ZM9 221V220H8ZM13 221V220H12ZM131 221V220H130ZM168 221V220H167ZM177 221V220H176ZM181 221H184V220H181ZM187 221L189 222V220L187 219ZM90 222H92V223H90ZM171 222H173V220L171 221ZM170 222V223H171ZM180 222V221H179ZM186 222V221H185ZM128 223V222H127ZM126 223V224H127ZM131 223H132V221H131ZM139 223V222H138ZM166 224L167 223H169V222H165ZM176 223V222H175ZM174 223V224H175ZM184 223V222H183ZM187 223V222H186ZM220 222H218L217 224H214V225H212V223H210V222H204L203 224L202 223H200L199 225H202L201 227H199V226H197V227H199L200 229H199V233H200V236L202 235V239H207L206 237L209 235V234H212V233H219V231H218V229H220V228H218V227H216V225H218ZM222 223V222H221ZM81 224V225H82ZM146 224V223H145ZM220 225V224H219ZM148 226V225H147ZM147 226H146V228H144L143 230H145V229H147ZM166 226V225H165ZM169 226H170V224H169ZM175 226V225H174ZM180 226V225H179ZM178 226V227H179ZM221 226V225H220ZM219 226V227H220ZM92 227H94V225L92 226ZM99 227V226H98ZM101 227V228H102ZM168 227V226H167ZM61 228V227H60ZM238 229H239V227H237ZM92 229V228H91ZM99 229V228H98ZM151 230V229H153V228H148V230ZM168 229L169 228H166V229H164L161 233H163V234H165V233H168ZM83 230H85V231H83ZM147 230V231H148ZM171 229H169V231H170ZM146 230H145V233L147 232ZM156 230L154 229V232H155ZM56 232V233H55ZM198 232V231H197ZM263 232V231H262ZM60 233V232H59ZM142 233H144V232H142ZM145 233H144V235H145ZM148 233V232H147ZM149 233H151L150 231H149ZM148 233V234H149ZM153 233V232H152ZM199 233H198V235H199ZM251 234V233H250ZM249 234V235H250ZM264 234V233H263ZM67 235V234H66ZM166 235V234H165ZM169 235V234H168ZM198 235H197V237H198ZM241 235V234H240ZM252 235V234H251ZM3 236V235H2ZM59 236H60V234H59ZM164 236V235H163ZM222 236H224L223 234L222 235H217L216 234V238H221ZM241 236H245V238H248V240H250L251 239V237H248V234H247V232L246 233H243ZM256 236V235H255ZM263 236V235H262ZM68 237V236H67ZM74 237V236H73ZM76 237H79V236H76ZM81 237V236H80ZM4 238V237H3ZM2 238V239H3ZM6 238V237H5ZM159 238H160V236H159ZM163 238V237H162ZM200 238V237H199ZM199 238H197L198 239V241H200L199 240ZM200 238V239H201ZM225 238V237H224ZM258 238V237H257ZM81 239V238H80ZM163 239H165V238H163ZM166 239H168V238H166ZM196 239V240H197ZM256 239V238H255ZM254 239V240H255ZM6 240V239H5ZM74 240H75V238H74ZM73 240V241H74ZM77 240V239H76ZM247 240V239H246ZM257 240V239H256ZM1 241V240H0ZM72 241V242H73ZM79 241V240H78ZM77 241V242H78ZM128 240H126V242H127ZM205 241V240H204ZM75 242V241H74ZM94 242H96V241H94ZM126 242H124V243H126ZM197 242V241H196ZM6 243V242H5ZM34 242H33V240L32 239H30L29 240V244H28V246H31L32 244H33ZM63 243V244H62ZM76 243V242H75ZM98 243V242H97ZM124 243H123V245H124ZM133 243V242H132ZM132 243L131 244H129V242H128V246H126V248L127 249H124L123 248V245H122V247H121V252L118 250V252H120V253H118L119 255L121 254V255H123V254H125V253H123L122 251H123V249H124V251H126L127 252V250H128V252L130 251H132L133 252V250H135V252H137V249L139 250V249H141V247H136V245H132ZM140 244V243H139ZM37 245V244H36ZM45 245V244H44ZM71 245H73V244H71ZM126 245V244H125ZM16 246H18V245H16ZM38 246V245H37ZM36 246V247H37ZM79 246H81V245H79ZM98 246V245H97ZM120 246H121V244H120ZM179 246V245H178ZM226 246H229V245H226ZM40 247V246H39ZM42 247V246H41ZM40 247V248H41ZM44 247V246H43ZM82 247V246H81ZM185 247V246H184ZM69 248V247H68ZM90 248V247H89ZM107 248H109V247H107ZM111 248V247H110ZM109 248V249H110ZM123 248V249H122ZM165 248V247H164ZM223 249V251L221 250V252H227V253H229V251H228V249H229V247H222ZM231 248V247H230ZM96 249H98V248H96ZM95 249V251H97ZM112 249V248H111ZM114 249V248H113ZM144 249H145V247H144ZM160 249V248H159ZM163 249V248H162ZM161 249V250H162ZM175 249V248H174ZM251 249V248H250ZM253 249V248H252ZM251 249V250H252ZM78 250V249H77ZM80 250V249H79ZM87 250V249H86ZM107 250V249H106ZM148 250V249H147ZM160 250V251H161ZM176 250V249H175ZM188 250V249H187ZM256 250V249H255ZM254 250V251H255ZM51 251V250H50ZM50 251H49V253H50ZM85 251V250H84ZM92 252H94V250H91ZM110 251V250H109ZM141 251V250H140ZM143 251H146V249L145 250H143ZM151 251V250H150ZM149 251V252H150ZM159 251V252H160ZM162 251H164V250H162ZM165 251H167V250H165ZM174 251V250H173ZM183 251V249L182 248H180V247H178L177 248V250L175 251V252H173V253H171V254H169L170 255V257H171V259L175 262V259H178V255L181 253ZM248 251V250H247ZM262 251V250H261ZM98 252H100V253H102L101 251H98ZM158 252V251H157ZM168 252V251H167ZM167 252H165V253H167ZM251 252V251H250ZM53 253V252H52ZM108 253V252H107ZM117 253L115 254L116 255V257H117ZM123 253V254H122ZM138 253V252H137ZM136 253V254H137ZM142 253H144V252H142ZM161 253V252H160ZM164 253V252H163ZM164 253V254H165ZM183 253H184V251H183ZM194 253H195V251H194ZM256 253H258L257 251H256ZM48 254V253H47ZM92 254V253H91ZM163 254V255H164ZM261 254H263V253H261ZM52 256H53V254H51ZM104 255V254H103ZM102 255V256H103ZM118 255V257H117V259L118 260H113V261H111V262H108V263H100V262H96V263H93L94 262V260L95 259H93V262L92 261H90L89 260V262L88 263H81V264H135L134 262L132 263L131 261L129 262H125V261H123V260H121V258L120 257H123V256H119ZM150 255H152V254H150ZM160 255V254H159ZM159 255H158V257H159ZM166 255V254H165ZM250 255V254H249ZM31 256H34V255H32L30 252L28 253V252H26V253H24V255L23 256H21V257H23V261H25V262H27V261H30V259L32 258ZM48 256V255H47ZM46 256V258H48ZM114 256V255H113ZM135 256H138V255H135ZM141 256V255H140ZM149 256V255H148ZM157 256V255H156ZM155 256V257H156ZM61 257V256H60ZM104 257H105V255H104ZM164 257H166V256H162V259L164 258ZM169 257V256H168ZM183 257V256H182ZM202 256H201V254H195L194 255V258H192L190 261H191V263L190 264H192V262H194V264L195 263H198L202 258H201ZM233 257H234V255H233ZM49 258H50V255H49ZM95 258V257H94ZM113 258V257H112ZM111 258V259H112ZM157 258V257H156ZM21 259V258H20ZM57 259H59V258H57ZM62 259V258H61ZM123 259V258H122ZM124 259H126V258H124ZM159 259V258H158ZM160 259H161V256H160ZM165 259H167V258H164L163 260H165ZM183 259V258H182ZM200 259V260H199ZM236 259V258H235ZM239 258L237 257V260H238ZM243 259V258H242ZM92 260V259H91ZM106 260V259H105ZM108 260V259H107ZM162 260V261H163ZM236 260V261H237ZM22 260H20V262H21ZM99 261H100V259H99ZM110 261V260H109ZM133 261H135L134 259H133ZM166 261V260H165ZM189 261V262H190ZM202 261V260H201ZM56 262V261H55ZM107 262V261H106ZM139 262V261H138ZM171 262L172 261H167V263L166 264H171ZM173 262V264H177L176 262L174 263ZM180 262V261H179ZM179 262H178V264H179ZM187 262H188V260H187ZM238 262V261H237ZM239 262H241V260H239ZM238 262V263H239ZM21 264V263H20ZM22 264H23V262H22ZM25 264V263H24ZM59 264H64L63 262H60ZM142 264V263H141Z\"/></svg>", "mask_w": 264, "mask_h": 264}]
</instances>
